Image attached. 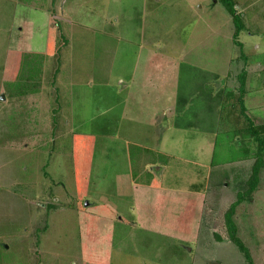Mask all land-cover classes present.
Here are the masks:
<instances>
[{
    "label": "rangeland",
    "instance_id": "1",
    "mask_svg": "<svg viewBox=\"0 0 264 264\" xmlns=\"http://www.w3.org/2000/svg\"><path fill=\"white\" fill-rule=\"evenodd\" d=\"M231 1L241 18L222 0H0V264H249L223 215L264 110L221 101L244 80L264 104V0ZM37 54L58 77L16 94ZM258 177L235 220L264 264Z\"/></svg>",
    "mask_w": 264,
    "mask_h": 264
},
{
    "label": "trees",
    "instance_id": "2",
    "mask_svg": "<svg viewBox=\"0 0 264 264\" xmlns=\"http://www.w3.org/2000/svg\"><path fill=\"white\" fill-rule=\"evenodd\" d=\"M222 2L229 9L232 17H234L236 19L241 18V16H239V14H236V11L234 10L235 4L231 0H222ZM108 26L110 27V25H108ZM57 56H59V54H57ZM44 58H45L44 55H39V54L24 56V58L21 62V67H20L18 74L15 77V79L17 78L16 80L19 81L20 78H23V79H25V81L18 85L19 90H18V92H16V94H19V95L25 94L24 96H28L30 94L31 95L37 94L43 90H46V89H42L41 83L43 84L51 78L55 79L58 77V75L60 73L59 68H57V69L55 68L54 73L51 72L49 69L46 68L47 61ZM55 60H57L59 63L58 58H55ZM58 66H59V64H58ZM41 79H43V82H41ZM35 81L39 82L40 88L37 89L36 92H33L34 89H32V88H34L37 85V82H35ZM50 83L51 82H49V84ZM244 84H245V81L243 80L241 85L239 86V91H240L239 93L240 94H239V97L237 98V100H235V98H232L236 94L234 88H233L234 89L233 91L227 92L224 95H223V93H221L222 92L221 90H220V93L217 94V95L221 94V95L225 96V99L223 98L222 101H221L222 96H220L219 100L223 103L224 107L229 109L228 111L231 112V114L235 117V119L236 118L241 119L242 114L246 115V112H247V108H246V104H245V97L247 94V88L245 87ZM51 85L53 86V84H51ZM57 90H59V88ZM58 92H56L55 94H52L53 99H54V96ZM13 94H15V93L13 92ZM228 97H230L232 99H228ZM53 99H50L52 103H54ZM56 102H59V100L56 99ZM52 111L55 114L54 117H56L58 111L56 109H52ZM238 112H240V113H238ZM53 118H52V120H53ZM241 122H242L241 125L243 126V121H241ZM244 122H245L246 126L248 127L245 130V132L248 131V133H244V139L245 138H251L250 141H252V143H258V145L260 147V148H258L259 150H258V154H257L258 161L256 162V164L253 167V175L250 178V180L248 181L249 186L244 188V185L238 184L239 188H237V190H239L240 192L239 191L237 192L238 193L237 199H236V201L231 202L228 210L224 213L223 216H224V219L226 221L228 231L232 232L231 233L232 242L241 251L242 254L244 252V254L248 258L249 264H254V256L251 253L252 251L250 252V249L248 248L249 245L251 244L250 241H248L246 243V239H245L244 234L242 233L240 228H239V233L236 234L238 231H237V222H236L235 218L241 217L242 219H244L245 216L242 214L237 215L235 210L240 203L246 202V201L250 202L252 200L251 194L256 189L257 184L260 180L259 179L260 176L258 177L259 171L262 170V168L264 167V162L262 160L264 158V134H262L264 125H261L262 127L261 126L256 127L253 118L248 117V116H245ZM188 129L190 131H193L191 129V127L189 128V126H188ZM237 129L238 130L232 132L233 136H234L233 139L238 137V139H235L236 142L243 141L246 144H250L249 146H251L250 141H246L243 139V137H239V135L242 134L241 128L239 127ZM236 144H238V143H236ZM239 145L241 146L240 149L245 150V147H243L242 144H239ZM249 150H250V148H249ZM215 184L216 185L214 187H212V191L214 189L217 190L218 188L224 189L222 181L216 182ZM227 185H228L227 187L229 188V186H231V183L229 182V183H227ZM232 191H235V190H232ZM214 194H216V193H214ZM208 198H209V196H208ZM210 202H211V207L214 206L216 203H217V205H219L223 202V196L222 195L214 196L213 200ZM203 213H204V211H203ZM203 215L204 214H202V216ZM203 230H204V227L202 226V228L199 229V231L205 232V230L204 231ZM251 237L254 238L253 233H251Z\"/></svg>",
    "mask_w": 264,
    "mask_h": 264
},
{
    "label": "crops",
    "instance_id": "3",
    "mask_svg": "<svg viewBox=\"0 0 264 264\" xmlns=\"http://www.w3.org/2000/svg\"><path fill=\"white\" fill-rule=\"evenodd\" d=\"M256 48L257 49H259L260 48V46H256ZM249 56H250V54H249ZM249 56L248 57H244L245 59H247L248 60V58H249ZM214 77H216V75H213ZM255 76V77H254ZM256 76H258L257 74H254V72H252V70H251V73H250V81H251V79L254 77V79H257L256 78ZM215 80H217L216 82H219V78H217V79H215ZM215 80H213L214 82H215ZM215 82V83H216ZM214 83V84H215ZM249 84H250V82H249ZM213 93L214 92H219L218 90L219 89H217V87L215 86V85H213ZM253 91V92H252ZM257 92V90L254 92V90H252V87H250L249 85H247V94H246V96H247V98H246V107H247V104L248 105H250L254 110L255 109H258V110H264V104L263 103H258L256 100H254V96H255V93ZM215 94V93H214ZM217 95V94H216ZM248 108V107H247ZM169 110H171V109H169Z\"/></svg>",
    "mask_w": 264,
    "mask_h": 264
},
{
    "label": "water",
    "instance_id": "4",
    "mask_svg": "<svg viewBox=\"0 0 264 264\" xmlns=\"http://www.w3.org/2000/svg\"><path fill=\"white\" fill-rule=\"evenodd\" d=\"M0 99H1V100L4 99V96L0 97Z\"/></svg>",
    "mask_w": 264,
    "mask_h": 264
}]
</instances>
